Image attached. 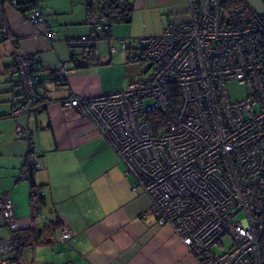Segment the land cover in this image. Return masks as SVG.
I'll list each match as a JSON object with an SVG mask.
<instances>
[{
	"label": "built area",
	"instance_id": "obj_1",
	"mask_svg": "<svg viewBox=\"0 0 264 264\" xmlns=\"http://www.w3.org/2000/svg\"><path fill=\"white\" fill-rule=\"evenodd\" d=\"M116 2L113 12L111 0H92L90 30L72 44L71 59L55 70L59 82L88 66L98 46L108 55L130 48L126 38L111 33L116 23L129 20L128 0ZM223 2L186 0L185 21L132 39L141 52L136 79L119 90L72 95L61 105L91 121L122 163L124 176L132 179L131 189L147 195L146 212L157 225L171 227L198 264H262L264 6L256 11L239 4L224 11ZM4 4L21 8L18 0H0V8ZM23 14L32 24L47 25L38 8ZM53 35L47 27L46 36ZM15 70L22 98L12 102V114L27 115L48 99L37 90L39 66L31 56L16 54ZM229 81L243 86L239 99L230 98ZM15 136L27 140L29 130L18 124ZM37 166L29 161L20 178L30 179ZM12 208L1 196L0 215L12 234L0 240V264L16 262L21 225ZM36 213L43 220L40 206ZM70 237L63 223L57 239Z\"/></svg>",
	"mask_w": 264,
	"mask_h": 264
},
{
	"label": "crops",
	"instance_id": "obj_2",
	"mask_svg": "<svg viewBox=\"0 0 264 264\" xmlns=\"http://www.w3.org/2000/svg\"><path fill=\"white\" fill-rule=\"evenodd\" d=\"M21 8H0V197L6 195L21 225L42 230L33 249L26 246L19 263L27 264H198L168 225L159 226L147 211L149 199L131 189L132 179L106 139L76 108L61 101L72 95H94L119 90L139 75L130 74L132 39L157 35L167 24L187 18L186 0H129L128 21L116 23L112 35L124 37L127 50L107 53L98 46L88 66L79 67L65 83L55 70L71 59L70 48L87 24L92 0H18ZM260 10L264 0H244ZM38 8L47 25L32 24L24 8ZM6 27V32L2 27ZM47 27L54 31L46 36ZM16 54L29 55L38 64L37 90L47 99L29 114H12V102L22 98L15 70ZM138 58V57H137ZM20 124L29 130L27 140L17 139ZM36 162L31 178H20L27 163ZM43 200L31 195V184ZM35 209V210H34ZM63 223L71 237L57 239ZM12 234L0 215V240Z\"/></svg>",
	"mask_w": 264,
	"mask_h": 264
},
{
	"label": "trees",
	"instance_id": "obj_3",
	"mask_svg": "<svg viewBox=\"0 0 264 264\" xmlns=\"http://www.w3.org/2000/svg\"><path fill=\"white\" fill-rule=\"evenodd\" d=\"M116 1H119V0H111L112 3L109 6V8H111L113 12H116V9L118 8L117 7L118 4L116 5L117 3ZM239 4L245 5L244 0H224L223 9L224 11H228L231 7H234ZM127 6L128 7L124 9V12L128 14L130 18L131 6H130L129 0H128ZM31 8L32 7L24 8V10L31 9ZM32 188H36L33 183L31 184V189ZM32 193H33L32 197L36 199L37 204L39 206H42L43 200L39 196L38 190L35 189V192L33 191ZM35 212H37V210ZM41 233H42V230L37 231L34 227L26 228L23 230L22 229L17 230L16 232V235H17L16 263L20 262L22 250L26 246L30 245L33 241H37L39 237L41 236ZM259 249H260L262 264H264V232H262V235L260 236V239H259Z\"/></svg>",
	"mask_w": 264,
	"mask_h": 264
},
{
	"label": "rangeland",
	"instance_id": "obj_4",
	"mask_svg": "<svg viewBox=\"0 0 264 264\" xmlns=\"http://www.w3.org/2000/svg\"><path fill=\"white\" fill-rule=\"evenodd\" d=\"M130 58L136 61L128 62V71L130 74H137L139 73V59L141 58V52L139 50H132L129 54ZM138 57V58H137ZM227 88L229 91L230 98L232 100L239 99L242 95H244V88L243 86L239 85L235 81H229L227 83Z\"/></svg>",
	"mask_w": 264,
	"mask_h": 264
}]
</instances>
